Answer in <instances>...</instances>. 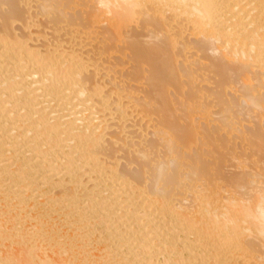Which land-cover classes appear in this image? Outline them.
Returning <instances> with one entry per match:
<instances>
[{
    "label": "bare ground",
    "instance_id": "6f19581e",
    "mask_svg": "<svg viewBox=\"0 0 264 264\" xmlns=\"http://www.w3.org/2000/svg\"><path fill=\"white\" fill-rule=\"evenodd\" d=\"M260 209L264 0H0V264H264Z\"/></svg>",
    "mask_w": 264,
    "mask_h": 264
},
{
    "label": "rangeland",
    "instance_id": "374dc122",
    "mask_svg": "<svg viewBox=\"0 0 264 264\" xmlns=\"http://www.w3.org/2000/svg\"><path fill=\"white\" fill-rule=\"evenodd\" d=\"M16 24H17V23H16ZM19 24H20V23H19ZM48 28H49V29H48ZM48 28H47V27H46V28H43V27H42V32H44V29L48 30V32L50 31V32H49V35H48V34H47V35H48L49 37L52 38V36H53V35L51 34V32H52L51 30H52V29H51L50 27H48ZM32 29H33V28H32ZM96 29L99 30V28H96ZM54 32H55V31H54ZM54 32H53V34H54ZM61 33H62V32H61ZM64 35H65V34H64ZM48 36H45V37L43 36L42 38L36 40V41H40V42H41V43H40V46H41V47H39V48H42V47L44 46V44L46 45V42H47V41H46V37H47V40H48ZM62 36H63V34H62ZM43 41H45V43H44ZM42 42H43V43H42ZM51 42H52V40H51ZM51 42H50V43H51ZM33 43H37V45L39 44V42H35V41H33ZM42 44H43V45H42ZM35 45H36V44H35ZM118 53H119V52H116L115 54H118ZM119 54H120V53H119ZM121 161H123V160H121ZM228 164H229V163H228ZM229 167H230V166H228V168H227V167H226V168H227L228 170H234L232 166H231L232 169H229ZM227 169H226V170H227ZM1 248H3V246H1ZM5 249H6V248H5ZM7 249H8V248H7ZM7 249H6V250H7Z\"/></svg>",
    "mask_w": 264,
    "mask_h": 264
},
{
    "label": "clouds",
    "instance_id": "9594fccd",
    "mask_svg": "<svg viewBox=\"0 0 264 264\" xmlns=\"http://www.w3.org/2000/svg\"><path fill=\"white\" fill-rule=\"evenodd\" d=\"M258 214L261 218H264V209H260Z\"/></svg>",
    "mask_w": 264,
    "mask_h": 264
}]
</instances>
